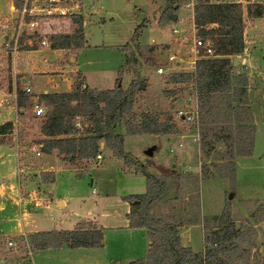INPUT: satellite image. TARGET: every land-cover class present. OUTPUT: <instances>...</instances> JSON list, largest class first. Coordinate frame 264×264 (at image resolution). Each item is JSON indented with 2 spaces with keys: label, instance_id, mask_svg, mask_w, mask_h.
Instances as JSON below:
<instances>
[{
  "label": "rangeland",
  "instance_id": "374dc122",
  "mask_svg": "<svg viewBox=\"0 0 264 264\" xmlns=\"http://www.w3.org/2000/svg\"><path fill=\"white\" fill-rule=\"evenodd\" d=\"M88 2L92 5L91 13L84 17L86 24L83 30L91 47L78 60L85 70L84 75L88 80L86 84L97 89H111L115 87L118 77V87L125 90L135 78L134 72H138L146 80V89L136 95L133 112L137 116L153 114L160 121L168 116L179 134L127 135L124 119L117 132L124 136V151L136 165H125L122 159L113 156L105 148V144V149L100 151L103 159L99 163L97 159L79 160L76 157L68 162L57 155L61 163L54 168L55 183L40 184L39 188L37 179H34L36 174L26 176L24 171L19 179L16 163L8 162L9 177L4 181L0 179V185L5 186L2 201L8 199L13 205L7 203L5 208L0 209V264H56L47 256L36 254L38 250L33 236L37 233L71 230L77 222L92 220L93 217L101 224L100 218L103 215L112 218L105 221V227L107 225L109 228L103 237L104 245L87 251L84 264H117L115 256L130 258L137 253L140 255L143 243L139 233L130 234L118 229V225L125 219V199L146 192V179L140 172L139 165L146 166L150 174L158 177L177 174L180 178L178 188L171 191L169 198L156 203L152 214L155 218L179 226L180 243L183 247L203 253L210 246L205 243V237L209 236L211 230L221 226L222 220L227 217L226 222L240 232L234 248L224 257L227 264H264V16L248 19L245 12L248 4L260 3L264 7V0H209L211 3L241 4L244 25L243 53L237 57H229L234 87L225 95H229L230 99L222 98L223 95L216 96L213 105L218 109L220 118L217 116L218 119L215 118L209 125H203L199 118L194 85L168 83L171 74L193 72L194 69L191 71L190 67H195V62L200 59V53L193 49L194 30L188 9L182 14L178 12L180 17L187 19L185 25L180 26L184 30L168 44L173 37L172 32L170 28L164 27L162 30L158 25L159 11L152 7L151 0ZM190 2L181 0L180 8L186 7ZM137 12L146 17L137 39V45L143 47L141 51H137L136 44L131 43L134 30L141 22ZM6 19L0 18V33L5 30L6 24H10ZM65 27L67 34L71 35L76 25L66 23ZM159 33H165L166 36L161 38ZM152 40L165 45L155 44ZM126 45L129 46L128 50ZM212 49L214 53L215 48ZM122 52L126 62L124 73L120 77L118 72ZM76 53L74 50L63 51L66 65ZM170 55L181 63L180 67L177 66L179 68H174L173 64L167 62ZM132 56L139 58L137 63L133 62ZM242 57L246 59L245 65L242 66L243 62H240L237 66H232L236 58ZM159 67L165 68L166 73L158 75L156 70ZM10 80V77L4 79L7 84H10ZM78 80L80 83L81 78ZM50 87L48 89L51 90ZM64 87L62 85L60 89ZM242 88L245 89V97L237 98L234 91L239 92ZM35 104L30 107V112H33ZM240 105L242 107H238ZM32 116L31 113L26 126L31 130L28 133L31 136H25V140L34 143L39 141L40 137L35 132L38 133L42 122L44 123V116ZM77 117L80 118L79 130H83L77 137L82 138L86 136L88 123L82 117ZM187 117L191 120L187 121ZM72 121L74 124V119ZM16 137L19 140L18 132L13 136V141L11 138L14 146L17 145L14 143L17 142ZM217 137H222L223 140L215 145L211 155L206 156L205 142ZM229 138L232 139V147L242 144L249 146L252 142V155L229 159ZM9 142L4 140V143ZM29 145L24 146L27 150L22 160L32 165L33 169L40 170L46 159L36 157V153L29 150ZM53 160L54 157L51 162ZM67 162L71 169L62 166H69ZM204 169L207 170L205 175ZM42 175L43 181L52 180L51 173ZM9 184H14L13 190ZM16 189H19L21 197L27 198L34 190L42 198H28L33 202L27 201L31 208L27 209L29 217L24 218H28L29 223L33 221V226L27 225L25 232L21 230L22 219L18 212L23 204L17 205L15 202ZM64 199L65 206L59 207L57 201L63 202ZM82 224L87 228L96 227V222L93 221ZM29 229L40 232L29 233ZM8 241H12L14 246L8 247ZM76 254L78 253H74ZM121 264H125V261Z\"/></svg>",
  "mask_w": 264,
  "mask_h": 264
},
{
  "label": "trees",
  "instance_id": "16d2710c",
  "mask_svg": "<svg viewBox=\"0 0 264 264\" xmlns=\"http://www.w3.org/2000/svg\"><path fill=\"white\" fill-rule=\"evenodd\" d=\"M165 7L159 13L157 23L164 28L178 20V12L182 6L181 0H162ZM15 7L19 0H13ZM246 18L259 19L264 16V7L260 3L248 4L245 7ZM193 21L196 27V36L202 40H208L211 47L215 48L211 58H206L200 52V59L195 62L194 71L191 73H174L169 75L168 83L172 85H185L192 83L197 95L198 115L203 125H209L214 119L220 118L218 109L213 105L216 96L230 99V90L234 87L231 75L230 58L243 53V7L237 3H211L209 0H195L193 7ZM76 25L73 34L56 35L49 39L52 50L79 51L86 46L82 19L75 18ZM143 22L136 27L131 38V43L136 44V50L143 47L137 45V39L141 35ZM126 49L129 46L126 45ZM127 52V51H125ZM141 56V53H139ZM223 57V58H222ZM133 62L139 58L132 56ZM124 64L118 75L124 73ZM133 80L123 90L118 87L119 79L112 90L98 91L89 89L84 79L77 82L73 91L63 94H45L39 96V101L46 108L44 123L41 133L45 139L41 142L42 153L49 155L53 151L65 159L67 156L76 157L79 160L95 159L100 152V144L104 143L112 155L120 158L127 166L136 165L124 151V136L117 129L125 119L124 129L127 135H177L176 125L169 117L160 121L153 114H140L133 112V104L138 93L146 89V80L141 78L138 72H134ZM235 79V78H234ZM237 81L239 78H236ZM79 81V80H78ZM246 88V86H244ZM24 92H19L22 96ZM237 98L245 97V89L234 91ZM228 102L231 103L229 100ZM228 103V107H230ZM25 99L18 100L19 111L28 108ZM238 107H242L241 105ZM237 109V107H236ZM82 117L88 123L86 136L78 138L80 132L73 124V119ZM218 116V117H217ZM251 119V117H250ZM222 120V119H221ZM225 129L224 127H222ZM12 130V124L6 123L0 126V135ZM61 136H69L67 139H56ZM222 137L211 138L205 142L207 149L205 155L213 152L215 145L222 141ZM232 139H227L230 147L229 159L235 157H250L253 151V143L246 146L232 147ZM229 141L230 144H229ZM140 172L146 179V192L142 195L130 196L125 199L129 204L127 219L131 228H142L147 232L150 247L144 262H132L130 264H227L224 258L234 248V242L239 237V231L234 230L222 220L221 226L211 230L205 237V243L210 245L203 253H193L180 243L179 226L155 218L152 214L153 206L169 198L171 191L177 189L180 178L175 175L155 176L147 171L146 166L139 165ZM207 170L204 169V175ZM208 177V176H207ZM173 179V185L171 181ZM78 224L73 230L53 231L37 233L33 236L36 250L67 247L70 249L87 248L98 249L102 247L103 233L97 227H85ZM38 243V244H37Z\"/></svg>",
  "mask_w": 264,
  "mask_h": 264
},
{
  "label": "crops",
  "instance_id": "0c3cea01",
  "mask_svg": "<svg viewBox=\"0 0 264 264\" xmlns=\"http://www.w3.org/2000/svg\"><path fill=\"white\" fill-rule=\"evenodd\" d=\"M191 2L185 7L180 8L179 13L182 14V12L184 10H187L190 12L191 16L190 18L192 19V23L193 21V17H194V13H193V7L195 5V0H190ZM151 4L152 7H155L154 9L158 10L159 13L161 10L164 9L165 7V3L162 0H151ZM4 4H5V8H4ZM14 7L13 4V0H9L8 3H6L4 0H0V18H7L6 21L7 23L10 22V24H6L5 26V30L0 33V126H3L6 123H10L12 124V130L8 131L5 134H1L0 135V179L4 181V179L8 178V169H9V163H16V171H17V176L19 179H21L22 177V173L25 171V175H33L36 174V177L34 179H37L36 183H37V188H39L40 184L44 185L47 183H51V185H53L55 182V178H54V168L56 165H59V163H61L60 158L57 156V154L55 153V151H53L51 154L46 155L44 153H42L41 151V147L42 144L41 142L45 139V137L42 135L41 133V127L43 125V122L39 128L38 133L35 132V134H37L40 138L38 142H31L29 140H25V136H31L29 129H27V123L29 122V115L32 113V117H35L33 112H30V110L28 108L26 109H21L19 111L18 108V100L20 101L25 99V103H27V106L30 104V106H32L35 103H39L41 104V106H43L45 113H46V108L44 107V105L39 101V96L40 95H45V94H63V93H68L74 90L78 79L81 78L86 81L87 77L84 75L85 70L84 68H82V66L78 63V60L80 58V56L86 52V50H88L87 48L91 47L90 44L87 41V38L85 39L87 41L86 46L77 51L76 55L73 58V62H69L67 63L68 65H66V62L64 60V54L63 51L64 50H52L50 47L48 48H42V49H34L31 47H26L25 50L20 54V56L18 57L17 60L12 61L9 56L6 54L4 48H3V41H4V37L11 32V21H12V17H13V13H12V8ZM152 7H150V9H152ZM154 9L152 11H154ZM157 11V12H158ZM146 19V17H145ZM144 19V20H145ZM179 19H183L182 17H178ZM177 20V21H178ZM177 21L175 23H172L170 26H166L164 29L166 28H170V30H172ZM103 22V21H102ZM142 20L140 22V24H142ZM145 22H143V27ZM139 24V25H140ZM137 25V26H139ZM162 30H164L163 28H161ZM172 32V31H171ZM159 37L163 38L166 36L165 33H159L158 34ZM176 37H172L170 42L168 44H171L172 41L175 39ZM152 42H155V44L158 45H165V43H157L155 40H152ZM91 51V50H90ZM246 59L244 57L241 58V62L242 66L245 65ZM124 64V54L122 52L121 54V63H120V67H122V65ZM181 64V63H180ZM194 65V64H192ZM180 67V65H179ZM177 66H174V68H179ZM191 71L192 69H194L193 66L190 67ZM10 77V84H7V81H4V79H8ZM118 79V77L116 78V80ZM116 80L114 85L116 84ZM9 81V80H8ZM22 85V87H21ZM65 86L63 89H60L61 86ZM87 87L89 89H95L98 91H106V90H112L114 88L111 89H97L96 87H91L88 83L86 84ZM24 86V87H23ZM51 86L50 88H52L51 90L48 89V87ZM26 89L30 90V93L26 92ZM19 92H24V94H22V96H19ZM9 101H11L12 103H10ZM42 120L44 121V118H42ZM16 132H18V136H19V140L17 137V143L14 142V144H12L11 142V138L12 141L14 140L13 136H15ZM6 138V139H5ZM69 138V136H61V137H57L56 139H67ZM5 141H10L9 143H4ZM125 140V139H124ZM29 145V150L32 153H36L37 151H39L41 154L40 156L36 157H45V163H43L41 169L39 170H35L33 169L32 165H29L25 162H23L22 158L25 157V150H27L26 145ZM106 148V146H105ZM100 149V151L104 150ZM28 150V151H29ZM37 150V151H36ZM6 152V153H5ZM5 154V155H4ZM100 155V159L98 160V163L103 159L101 152H99ZM52 157H54V160L51 162ZM68 163V162H67ZM8 164V165H7ZM69 165V163H68ZM65 167H68L71 169V166H66L63 165ZM18 170L21 171L20 174H18ZM131 172V171H129ZM44 173H51L52 175V180L50 181H43L42 179V174ZM154 175V174H152ZM10 185V189H12V187L14 186V184H9ZM48 185V184H47ZM9 188V187H8ZM13 190V189H12ZM95 191L93 190V193ZM16 193V192H15ZM37 194L39 196V192L36 191H32L29 195H30V199L33 200V198H35L37 200ZM7 199V197L5 198ZM38 199H42L39 198ZM31 200V201H32ZM30 200H28V202L32 203ZM39 201V200H38ZM66 200L64 199L62 203V206L59 207H63L65 206ZM41 202V201H40ZM60 201H57V203ZM7 203H10V205L12 206L13 204L7 199L5 202H3V206L4 208L6 207ZM39 205V202H37ZM38 207V206H37ZM123 207L125 209V219L124 221L121 223V225H118V229H122L124 230L126 233H139V235L142 237V243H143V249H140V255L139 253H137L134 257L130 258H126V257H121V256H115V262H117V264H121V262L125 261V264H130L132 262H144L146 260L147 257V253L150 247V241L147 237V232L145 229L142 228H131L127 217V214L129 213V204L128 203H123ZM18 208V207H17ZM29 208H31V206L27 205V202H25V204L23 203V206L21 208H19L18 212L21 216L22 222L20 223L22 225V231L25 232L27 230H25V227H27V225H32L33 221H30L29 223V219L28 218H24L25 216L29 217V214L27 211V209L29 210ZM24 218V219H23ZM102 220H100V223L97 221V219L95 217H93L92 220H85V221H79L75 224L74 228L83 222H96V227L100 230H102L103 233V237L105 236V231L109 228L107 225L105 227V221L107 222L109 219H112L111 216H108L107 218L104 217V215L100 218ZM33 226V225H32ZM112 227V225H111ZM17 228V227H16ZM73 228V229H74ZM71 229V230H73ZM63 231V230H60ZM29 233H36V232H40L38 230H33L29 229L28 230ZM104 239V238H103ZM104 243L102 241V247H103ZM189 247V246H187ZM94 249H87V248H76V249H70L67 247H62V248H50V249H46V250H38L36 251V254H43L45 256H47L48 259L53 260V263L56 264H84L85 262V257H87L88 253L87 251H92ZM193 253H199L195 250L190 249ZM74 253H78L76 255H74ZM76 258V259H74ZM85 259V260H84ZM109 264H112V262H110Z\"/></svg>",
  "mask_w": 264,
  "mask_h": 264
},
{
  "label": "built area",
  "instance_id": "2783aa9c",
  "mask_svg": "<svg viewBox=\"0 0 264 264\" xmlns=\"http://www.w3.org/2000/svg\"><path fill=\"white\" fill-rule=\"evenodd\" d=\"M91 7L92 5H89L88 0H19V5L12 8L11 32L4 37L3 41L6 54L12 61H15L26 47H34V49L50 47L49 39L51 37L67 34L66 23L75 25L73 20L81 18L82 27H84L86 24L84 17L91 13ZM100 9H102L101 6ZM186 20L179 19L177 21L175 27L171 30L174 37L177 38L183 32L184 29H180V26L185 25ZM191 27L194 30L193 49L198 54L201 52L204 57L212 56L214 53L210 42L196 36L197 30L194 22H191ZM167 59V62L173 64V66H179L180 64L173 55L168 56ZM156 72L158 75H162L166 73V69L159 67ZM26 92L30 93V90L26 89ZM33 114L35 117L44 116L43 106L35 104ZM186 120L190 121L191 118L187 117ZM79 124L80 118L75 117V127L79 128ZM40 154L39 151L36 152L37 156H40ZM96 158L100 159V155H97ZM20 173L21 171L18 170V174ZM4 189L5 186L0 185V209L4 207L2 201L5 194ZM28 198H30L29 195H27V198L21 197L19 189H16L15 202L17 205L27 202ZM7 245L8 247L14 246L12 241H8Z\"/></svg>",
  "mask_w": 264,
  "mask_h": 264
},
{
  "label": "water",
  "instance_id": "95a60500",
  "mask_svg": "<svg viewBox=\"0 0 264 264\" xmlns=\"http://www.w3.org/2000/svg\"><path fill=\"white\" fill-rule=\"evenodd\" d=\"M137 16L142 21L145 19V16L142 13H140V12H137ZM71 62H73V59H71ZM240 62H241V58H236L234 60V62L232 63V66H237ZM103 147H104V143H101L100 144V149H103ZM71 158H72V156H67V157H65V160L69 162L71 160ZM170 172L174 173V170H171ZM58 206H62V203L58 202Z\"/></svg>",
  "mask_w": 264,
  "mask_h": 264
}]
</instances>
